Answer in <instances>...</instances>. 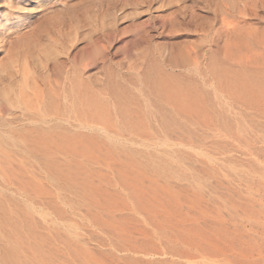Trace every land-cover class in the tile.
I'll use <instances>...</instances> for the list:
<instances>
[{
	"label": "rangeland",
	"instance_id": "rangeland-1",
	"mask_svg": "<svg viewBox=\"0 0 264 264\" xmlns=\"http://www.w3.org/2000/svg\"><path fill=\"white\" fill-rule=\"evenodd\" d=\"M223 5L0 0V240L19 264H236L223 257L221 225L264 264V112L208 69L224 57ZM257 12L241 24L260 37ZM147 72L188 101L161 98ZM92 102L109 121L89 114Z\"/></svg>",
	"mask_w": 264,
	"mask_h": 264
},
{
	"label": "bare ground",
	"instance_id": "bare-ground-1",
	"mask_svg": "<svg viewBox=\"0 0 264 264\" xmlns=\"http://www.w3.org/2000/svg\"><path fill=\"white\" fill-rule=\"evenodd\" d=\"M237 1L236 0H224L223 10L226 14L224 31H223L225 42H226L225 50H224L225 51L224 57L221 58V60H220L219 57L212 55L209 59L208 69L211 71V74L217 78L220 86L222 88H224L234 99H236L237 101L246 105L247 108L250 107L252 109H255L258 111L261 110L264 112V36L262 35V36L258 37L256 35L251 36L249 34H246L243 31L244 26H243V24H241V22L244 23L246 21L245 16H247L249 14L257 16L258 10L264 11V0H245L242 3L237 2ZM230 12L234 13V14H231ZM231 16L233 17L232 19H231ZM239 18H241L242 20H239ZM15 32H13V33L15 34ZM245 49L247 51H251V52H249L250 55L248 56V58L243 60L240 53L244 54V51H246ZM236 56H238V57H236ZM233 57H235V59H234L235 62H232ZM151 70H153V68ZM154 71H155V69H154ZM145 78L149 82L148 87H151V89H155V90L157 89L159 95L162 96V97L158 96V98L159 97L165 98V99L167 98V99H170V101L172 100L176 104L179 103L180 105L183 102L188 101L187 99L191 94V93H189V90H187L186 88H183V87L181 88L178 85H175L171 80H168L165 78V76H162L160 74V72H159V74H156L154 72L148 73L147 75H145ZM79 87H80V85L77 83L76 88H75L78 92L76 94V100L80 103H82V102L87 103V97L78 91ZM145 87H146V85H145ZM114 89H117V88L114 87ZM153 94H154V92L152 93V97H153ZM122 96H123V92H122ZM155 97L157 98V96H155ZM117 99H120V98L117 97ZM159 100H162V99L159 98ZM122 101H124V103H125V99ZM120 104H121V101H120ZM105 108H107V107H105ZM105 108L101 107L96 102H92V104H89V114L91 116H93L94 118L101 119L103 121H109L110 114H109L108 110H106ZM167 112L168 111L163 112V115H161V116H163L162 120L165 123H171V122L174 123L173 117L171 116V113L168 114ZM223 113H225V112H223ZM217 114L219 115V118H216V119L219 122V125H221V127L223 126V128L227 127L228 129H231L230 127H231L232 123L230 122L228 117L226 115L222 114V112L217 113ZM262 155L263 156H261V158L264 159V150L262 152ZM147 162H149V161H147ZM158 163L156 164V166L158 168L160 166H163L162 169L168 167L166 165L167 163H165V161L161 162V164L160 163L158 164ZM150 164H153V160H152V162H150ZM154 166H155V164H154ZM156 166L154 168H157ZM159 169H161V168H159ZM168 170H170V169H168ZM134 194L136 195V193H134ZM260 216H261V218L263 217V220L260 218ZM211 220L208 221V224L211 222ZM203 221L206 223V220H203ZM213 222L215 225V221H212V223ZM195 223H196V221H195ZM202 223L203 222H201V224ZM198 224H199V222H198ZM255 224H257L256 229L260 230L264 234V213L262 215L259 213L258 222H256ZM216 225H218V224H216ZM208 226H210V224ZM221 226H223V228L221 227L222 229L220 227H218V228H220V231L222 232L221 238H223V241H224V243H223L224 246L222 247V254H223L224 259L228 262L234 261L236 264H254L253 260L251 259V256L256 254L259 250H257V248L253 245H250V247L248 245H246V246L243 245L242 241L240 239L238 241L239 243L236 242L237 246H234L235 245L234 240L236 238L235 239H233V237L231 238L232 235L229 234L227 226H225V225H221ZM212 227H213V224H212ZM209 228L210 227H207L206 230H208ZM198 229H200V227H198L197 230ZM188 230H189V228H188ZM210 230H212V229L210 228ZM216 230H218V229H216ZM182 231H183V229H182ZM200 231L201 230H199V233H200ZM213 231H215L214 228H213ZM189 233H191V231L188 232V234ZM195 233H194V235H195ZM215 233H219V232H215ZM182 234L184 235L185 233H182ZM201 234H204V231ZM186 235L184 237H186ZM178 236H179V234H178ZM191 236H193V234ZM207 236H209V235H207ZM181 238H183V237H181ZM241 238L243 239L244 237L241 236ZM188 239H190V237ZM188 239L183 238V240L186 242ZM192 239H194V237H192ZM200 239L203 240V243H204V239L201 237H200ZM208 240H210V238ZM216 240L214 242L213 241L212 242L215 243ZM212 242L210 243L211 247H212V245H211ZM189 243H191V242H189ZM215 244H213V246ZM199 252H200V250H199ZM212 252H214V251H212ZM16 253H17L16 246H14L12 244L9 245L8 243H5L4 241L0 240V264H19L18 257L16 255Z\"/></svg>",
	"mask_w": 264,
	"mask_h": 264
}]
</instances>
